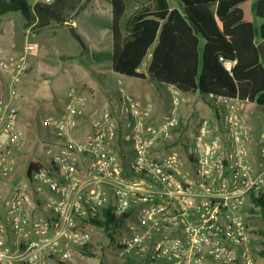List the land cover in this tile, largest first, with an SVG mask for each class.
Listing matches in <instances>:
<instances>
[{"label":"built area","instance_id":"built-area-1","mask_svg":"<svg viewBox=\"0 0 264 264\" xmlns=\"http://www.w3.org/2000/svg\"><path fill=\"white\" fill-rule=\"evenodd\" d=\"M27 34L20 53L0 47V264H67L105 229L133 263L257 264L248 209L264 191V149L255 159L243 101L217 97V117L186 137L179 89L156 121L123 86L107 105L75 86L35 142L21 99L39 44Z\"/></svg>","mask_w":264,"mask_h":264},{"label":"trees","instance_id":"trees-1","mask_svg":"<svg viewBox=\"0 0 264 264\" xmlns=\"http://www.w3.org/2000/svg\"><path fill=\"white\" fill-rule=\"evenodd\" d=\"M110 1L112 52L93 53V61L111 59L113 71L120 75L142 79L149 75L160 85L174 86L185 94L199 91L210 97L216 110L215 99L220 96L264 108V56L259 58L258 52L260 60L244 58L242 49L236 48L219 24L249 0H176V7L170 0ZM82 8L83 0H0V14L22 13L27 18L25 27H33L36 33L52 25L66 26ZM252 10L262 20L256 31L262 42L264 0H255ZM148 54L147 74L140 68ZM226 61L234 63L231 69ZM35 166L32 163L30 169ZM251 201L255 206L248 211H259L264 219V191L251 194ZM252 231L264 237V229ZM260 241L264 244V238ZM92 247L90 243L82 250L96 256ZM259 252L264 255V248Z\"/></svg>","mask_w":264,"mask_h":264},{"label":"rangeland","instance_id":"rangeland-1","mask_svg":"<svg viewBox=\"0 0 264 264\" xmlns=\"http://www.w3.org/2000/svg\"><path fill=\"white\" fill-rule=\"evenodd\" d=\"M27 1L34 3L37 0ZM170 1L178 6L176 0ZM107 4V0H83V8L71 21L77 23L75 29L79 34L78 38L70 32L67 26L61 25L49 26L31 36V40L38 42L39 51L31 58L30 69L22 86L21 103L22 118L27 127L28 138H33L35 142L38 139L37 136L43 133L39 127V120L45 115L57 112L70 88L79 86L93 92L89 84H98V79L104 78L102 74L96 76V73L106 72L111 68L110 59L92 60L93 53L112 52V38L103 34L105 25L110 22ZM251 7L252 2L250 1V18L243 24L235 26L234 33H227L234 45L240 42L239 49H242L244 58L247 56L255 60V58H261L260 53L258 56L260 42H258L259 37L256 32L259 27L258 20L261 18L253 16ZM234 17H236L235 12L221 19L219 21L221 28L229 27ZM26 23L27 18L20 12L0 14V43L2 42L6 47L12 46L13 53L23 51L29 39ZM31 31H34L33 27ZM150 58L151 55L148 54L141 65L140 69L145 73H147ZM148 82H153L152 84L157 88L160 86L162 95L158 94V98L162 111L155 107L154 112L155 114L161 112V115H156L155 119L162 121L171 109V93L165 87H161L164 85H160L151 78ZM180 95L182 102L179 113L183 120L184 134L186 137H191L202 118H216L217 113L210 97L206 95L192 96L185 93ZM195 103L199 106L197 109L194 106ZM239 104L252 128V140L255 138V144H253L255 146L254 148L251 146V150L255 159H261V150L264 149V108L256 103L240 102ZM219 114L222 115L220 108ZM27 157L33 158L34 153H30ZM249 213L253 230L264 229V219L260 212ZM115 233L116 231L104 230V235L101 236L96 247V256L76 252L67 264H146L142 259L138 263L127 260L128 255L122 249L117 248L121 237L118 233L113 237ZM254 236L256 262L264 264V255L259 252L264 248V244L260 241L264 237L258 232H254ZM92 239L95 241L97 235L92 233Z\"/></svg>","mask_w":264,"mask_h":264},{"label":"crops","instance_id":"crops-1","mask_svg":"<svg viewBox=\"0 0 264 264\" xmlns=\"http://www.w3.org/2000/svg\"><path fill=\"white\" fill-rule=\"evenodd\" d=\"M108 4H107V8H108V13H109V18L111 21V16H112V4L110 0H107ZM250 1L253 3L255 0H249L248 3H244L240 6L235 7L233 10L230 11L229 15L235 12L236 17H234L233 21L231 24H229V27H227L226 29H223L224 32H230L234 33V29L235 26L237 25V23H240V21L250 18ZM171 2V1H170ZM173 3H171L172 5ZM177 5L173 4L172 7H176ZM252 9V7H251ZM253 16H256L254 11L252 10ZM229 15L227 17H229ZM226 17V18H227ZM257 17V16H256ZM225 19V18H224ZM262 20H258L259 24L261 23ZM73 23L75 24V27L77 25V23L75 21H73ZM111 22H108V25H105L106 27L103 30V34L112 38L113 41V37H112V31H111V27L110 24ZM234 23V25H233ZM234 27V28H233ZM30 27L27 28V31ZM89 34V32H88ZM227 37L230 39L228 33L226 34ZM236 48H239L240 46V42L239 44H235ZM0 47L5 48L7 51L12 52V46H5L2 42L0 43ZM111 60V59H110ZM103 61V60H102ZM234 63H232L233 65ZM34 74V72H33ZM104 76V78L102 79H98V84H89L92 87V93H93V100L99 104L102 105H107L109 103V100H113L116 99L119 95L118 91H119V87L123 86L128 93H130L131 95H133L134 97L142 100L143 102H151L154 104V108L157 107L161 110V103L159 101L158 98V94L162 95L161 91H160V86L157 88L155 87L154 84L148 82V80H150V76L147 75V78L142 79V78H137V77H130V76H125V75H120L118 73H115L112 69V62H111V68L109 70H107L106 72H102V73H96V76L101 75ZM24 83H25V79H24ZM161 87H165L170 93L172 92V90L177 89L174 86H161ZM198 94H202L199 91L192 93L190 95L192 96H196ZM203 95V94H202ZM209 97V96H208ZM192 100V98H191ZM251 103V102H249ZM255 104V103H252ZM194 106H196V109L199 107L197 103L194 104ZM156 115H161V112L156 113L154 112V117L156 118ZM253 142H251V146L254 148L255 145V138H253L252 140Z\"/></svg>","mask_w":264,"mask_h":264},{"label":"water","instance_id":"water-1","mask_svg":"<svg viewBox=\"0 0 264 264\" xmlns=\"http://www.w3.org/2000/svg\"><path fill=\"white\" fill-rule=\"evenodd\" d=\"M68 27V29L70 30V32L75 36V37H79V34L77 33L76 29H75V24L73 22H69L66 25ZM258 49L259 52L262 56H264V41L260 42L258 45Z\"/></svg>","mask_w":264,"mask_h":264},{"label":"bare ground","instance_id":"bare-ground-1","mask_svg":"<svg viewBox=\"0 0 264 264\" xmlns=\"http://www.w3.org/2000/svg\"><path fill=\"white\" fill-rule=\"evenodd\" d=\"M229 65H230V63H229ZM29 156V155H28Z\"/></svg>","mask_w":264,"mask_h":264}]
</instances>
